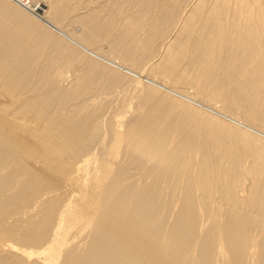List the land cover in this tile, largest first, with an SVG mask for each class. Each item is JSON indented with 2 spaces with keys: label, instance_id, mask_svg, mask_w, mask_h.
Returning a JSON list of instances; mask_svg holds the SVG:
<instances>
[{
  "label": "bare ground",
  "instance_id": "obj_1",
  "mask_svg": "<svg viewBox=\"0 0 264 264\" xmlns=\"http://www.w3.org/2000/svg\"><path fill=\"white\" fill-rule=\"evenodd\" d=\"M44 1L0 0V264H264V0Z\"/></svg>",
  "mask_w": 264,
  "mask_h": 264
},
{
  "label": "rangeland",
  "instance_id": "obj_2",
  "mask_svg": "<svg viewBox=\"0 0 264 264\" xmlns=\"http://www.w3.org/2000/svg\"><path fill=\"white\" fill-rule=\"evenodd\" d=\"M42 2L43 3H45L46 4V2L44 1V0H42ZM35 12H37V11H35ZM38 13V12H37ZM36 13V14H37ZM38 15H40V16H45V14L44 13H40V14H38ZM37 17V16H36ZM38 18V17H37ZM68 23H65L64 25H67ZM57 28V27H56ZM60 28H62V27H60ZM58 30H59V28H57ZM78 29H80V27H78ZM126 29H132V28H124V30L121 32V31H119L120 33H123ZM103 33H104V35H103V39H104V41H99V42H96V43H92L93 45L92 46H97L98 48H100L101 47V45H107L108 44V42L110 41V39L113 37V36H115L116 35V30H113V31H111L110 32V30L107 32L106 30H104L103 31ZM119 33V34H120ZM2 44H0V46H1ZM142 46V48H141V50H138V51H135V53H136V55L140 58V59H142L143 57H145V56H147L148 55V53H150L151 51H152V49H150V48H152L153 46H149L148 44H142L141 45ZM43 58H45L46 59V56H45V54H44V52H43V55H42V57L39 59V61L41 60V59H43ZM29 62V61H28ZM124 64H127V63H124ZM103 80L101 79L100 80V82H102ZM131 95H133V93L132 92H129ZM134 96V95H133ZM116 110V112H118V109H115ZM131 111V108H127V111H126V114H128L129 112ZM11 169H14L13 168V166H11ZM65 187H67V184H65V185H63L62 186V189L63 190H65V189H67V188H65Z\"/></svg>",
  "mask_w": 264,
  "mask_h": 264
}]
</instances>
